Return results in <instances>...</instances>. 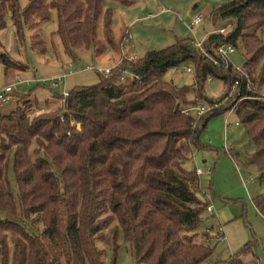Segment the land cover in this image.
<instances>
[{"label":"trees","instance_id":"trees-1","mask_svg":"<svg viewBox=\"0 0 264 264\" xmlns=\"http://www.w3.org/2000/svg\"><path fill=\"white\" fill-rule=\"evenodd\" d=\"M103 7V0H27L23 7L18 0H0V30L7 15L19 38L23 28H34L30 47L43 54L34 26L54 12V34L64 52L70 56L83 46L98 56L113 44L112 12ZM209 16L231 24L225 34L202 40L215 63L189 39L176 38L140 58H121L109 76L96 73L94 84L56 95L61 105L53 112L27 100L0 112V264H103L95 242L114 244L118 231L137 264H199L210 255L204 241L213 227H202L210 198L183 161L191 146H199L207 120L233 108L254 147L246 164L255 165L258 180H264V102L257 99L264 85V41L256 35L264 27V0H230ZM100 17L102 43L96 40ZM221 43L240 47L241 71L216 55ZM0 63L26 69L4 52ZM183 63L191 65L192 85L162 80ZM123 69L130 76L120 82ZM214 79L228 88L235 80L239 84L218 109L198 118L182 113L210 101L203 84ZM35 108L40 113L31 117ZM251 203L264 219V191ZM198 235L204 236L201 243L195 242ZM238 262L233 258L229 264Z\"/></svg>","mask_w":264,"mask_h":264},{"label":"rangeland","instance_id":"rangeland-1","mask_svg":"<svg viewBox=\"0 0 264 264\" xmlns=\"http://www.w3.org/2000/svg\"><path fill=\"white\" fill-rule=\"evenodd\" d=\"M228 1L230 0H103L102 12H105L106 8H110L112 12L110 28L113 44L106 46V50L98 56L93 54L92 48L83 46L75 49L73 55L65 53L59 38L54 34V12H51L49 19L34 26L39 28V35L46 48L43 54L30 47L29 36L34 28H23L19 38L15 35L7 15L6 26L0 30V52H4L14 61L23 63L26 69L4 68L0 63V88L11 85L14 77L18 76L28 81L17 84L14 91L19 94L24 91L27 95L14 94V98L7 103H0V112L8 113L26 100L32 106L37 102L42 109L55 111L61 105L56 95L61 94L62 90L68 91L75 86L96 83L98 76L95 69L110 67L109 64L117 55V59L120 58L122 48L119 40L124 31L129 37L123 47L126 50L125 56L131 55L134 58L142 57L149 50L165 48L176 38L200 41L212 29L226 26L224 21L217 23L212 20L209 13ZM26 2L27 0H18L20 7ZM194 13L202 14L204 20L189 28L190 18ZM101 15L103 16V13ZM256 35L264 41V27L257 30ZM96 40L101 43L104 40L101 17L97 25ZM226 59L234 68H240L245 56L237 46L235 52L228 54ZM186 67L191 65L183 63L167 70L162 80L177 86L192 85L193 73L187 72ZM63 70L70 73L62 78L57 88H50L48 84L39 81L56 77L62 74ZM227 89L229 88L224 87L220 80H206L203 84V95L208 99L220 101L222 105L231 97ZM39 113L35 108L30 115L34 117ZM198 143L199 146L189 148L183 167L187 171H193L195 167L202 171L198 176L199 188L208 194L212 208L211 213H204L206 221L202 224V227L207 224L213 227L204 241L212 251L199 264H229L233 258L239 260L235 264H264V219L251 203L255 194L264 191V180H258L259 172L255 165L246 164L254 147L247 141L239 116L234 111L211 116L199 132ZM208 170H212L211 174ZM8 177L12 181L11 173ZM217 226L225 239L217 238ZM203 237L198 235L195 242L201 243ZM95 244L103 250V264H137L119 231L115 235L114 244H101L99 240H96ZM245 244L246 248L243 250ZM114 247L116 249H113Z\"/></svg>","mask_w":264,"mask_h":264},{"label":"built area","instance_id":"built-area-1","mask_svg":"<svg viewBox=\"0 0 264 264\" xmlns=\"http://www.w3.org/2000/svg\"><path fill=\"white\" fill-rule=\"evenodd\" d=\"M204 20V17L202 14L200 13H194L191 18H190V22H189V28H192L194 26H197L199 25L202 21ZM231 27V24L230 23H227L225 27H219V28H215V29H212L210 32L206 33L207 34H210V33H216V34H225L226 30L229 29ZM204 39V38H203ZM202 39V40H203ZM129 40V37H128V34L126 31L123 32V37L121 39V43H120V48L121 51H120V58L117 60V62L115 64H113L112 66L110 67H106V68H96L95 69V72L96 73H100L104 76H109L112 72V69L116 68L117 66H119L120 64V61H121V58H126V59H133L134 57L129 55V56H125V52L126 50L123 49L124 45L128 42ZM202 40L200 41H193V40H190L191 41V45L193 46V48H195L196 50H198L201 54L205 55L206 57H208L209 59H211L207 54L206 52L204 51V48L202 46ZM237 47H234L230 44H227V43H221L219 44L216 48H215V51H216V55L218 57H221L223 58V60H226V56L230 53H233L235 52ZM241 51V49H240ZM211 61L213 63H215V60L214 59H211ZM236 70L238 71H241L240 68H235ZM187 72H193L192 68L191 67H186L185 69ZM70 72L68 71H65L63 70L62 74L56 76V77H51L49 79H41L39 80L41 83L43 84H48L50 88H57L61 82H62V78L68 74ZM242 75L244 76V79H245V86L246 88H251L250 86V79L249 77L247 76V74H244L242 72ZM126 76H130V74L127 72V70L123 69V70H120L118 71L117 73V77H118V80L121 82V81H124L125 77ZM28 79H21L20 77L18 76H15L14 77V82L11 84V85H6V86H3L2 88H0V103H7L11 98H14V94H18V92H15L14 91V87L17 86V84H21L23 82H27ZM35 81H38V80H35ZM239 82L238 80H235L230 86H229V89L227 90V93L228 95L230 96L231 94H233L235 92V90L237 89V86H238ZM24 92V91H23ZM62 97H65L67 95V91H63L62 90V93L60 94ZM242 98V97H240ZM242 99H251L249 96H244ZM257 99L258 100H262L264 102V85L259 89L258 91V95H257ZM220 106V101L216 100V99H210V101H205V102H199V103H196L194 105H191V106H188L184 109L181 110L182 113L186 114V115H192L194 116L195 118H198L200 116H202L203 114L205 113H208V112H212L216 109H218ZM233 108H230L228 111H232ZM194 173L198 176H200L202 174V171L198 168V167H195L194 168ZM210 170H208L209 172ZM206 211L208 213L211 212V207L208 206L206 207ZM217 238L220 240V239H224V235H223V232L221 231V229H218V234H217Z\"/></svg>","mask_w":264,"mask_h":264},{"label":"crops","instance_id":"crops-1","mask_svg":"<svg viewBox=\"0 0 264 264\" xmlns=\"http://www.w3.org/2000/svg\"><path fill=\"white\" fill-rule=\"evenodd\" d=\"M112 56H114V52H113V54H112ZM117 57H118V55L115 57V59H113V61H112V63L111 64H109L110 66H112L113 64H115L116 62H117ZM101 61H107V60H105V59H101ZM108 62V61H107ZM109 63H110V61H109ZM108 65V66H109ZM57 76V75H56ZM209 81H211V80H209ZM210 207H211V205H210ZM211 212H212V208H211ZM210 212V213H211ZM217 227H219V226H217ZM224 239H225V237H224Z\"/></svg>","mask_w":264,"mask_h":264}]
</instances>
